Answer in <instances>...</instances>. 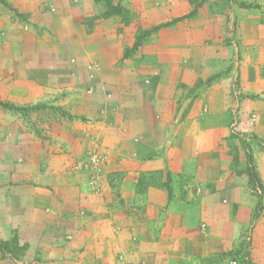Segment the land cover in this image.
Here are the masks:
<instances>
[{
    "label": "crops",
    "instance_id": "obj_1",
    "mask_svg": "<svg viewBox=\"0 0 264 264\" xmlns=\"http://www.w3.org/2000/svg\"><path fill=\"white\" fill-rule=\"evenodd\" d=\"M4 1L7 5L0 1V56L8 59L4 58L6 64L0 68L20 75L0 79V99L18 105L38 102L83 105L79 94H69L65 99L58 96L63 90L69 92L75 87H85L86 83L78 80L63 83L57 76L54 80H33L28 73L36 68L31 63L32 56H53L56 60L64 55L62 47H54V40L74 42L81 47L76 53L86 59L88 67L89 60H95L103 71L107 70L108 48L94 50L91 43L110 39V32L103 30L100 20L86 23V18L95 13L94 0ZM165 3L167 8L180 6L174 0ZM191 17L192 21L199 18ZM158 18L156 13L148 17L151 28L160 24ZM216 19L221 29L226 23L224 17L206 15L204 21L211 25ZM173 20L174 15L166 18V30L174 28L169 27ZM186 22L189 30L185 33V49L164 46L156 39L152 54L164 63L163 50L185 53L191 67L184 71L192 76L187 81L191 84L192 80L214 73L212 69L199 68L204 61L200 56L210 53L208 45L214 32L207 24L196 34V29ZM38 68L42 70V65L38 64ZM83 70L85 65L80 68ZM184 71L179 74L187 75ZM179 74L174 78L162 74L152 91L154 95L148 99L150 103L172 102ZM227 82L213 80L202 90L208 89L212 94ZM93 84L95 88L99 86ZM143 101L142 97L140 103ZM193 103L190 115L178 128L167 124L161 133L157 117L152 118L150 111L140 113L136 120L141 131H149L146 139L138 138L142 133L137 130L119 127L111 131L105 119H91L89 108L81 111L88 121L58 118L43 124L48 135L44 138L33 132L21 112L0 107V236L10 239L16 232L26 246L22 258L27 263L40 255L44 263L54 264H144L143 248L151 247L156 249V257L151 258L153 263L178 264L181 257L190 254L205 257L234 248L250 224L256 199L248 194L247 186L238 185L239 178L231 169L228 152L220 146L230 132L228 121L214 122L219 111L212 106L211 111H196L204 103L214 105L212 96L201 91ZM218 103L226 105L229 101L225 98ZM166 117L169 119V114ZM110 132H116L119 149L118 152L110 149L106 172L123 167L139 171L170 170L174 178L182 175L183 182L188 183L186 191L177 189L170 198L166 191L150 187L142 194L131 186L137 182V176L132 178L131 172L120 193H114L106 182L97 191L98 181L85 168L88 151L96 139L109 145L105 139ZM158 135L161 141L153 139ZM146 155L151 156L144 160ZM239 189L244 190L242 196L238 195ZM143 196L148 205L144 204ZM130 199L134 200L133 207H129ZM252 236V261L264 264V211ZM128 248H134L135 258L128 255ZM2 256L0 251V261L14 262Z\"/></svg>",
    "mask_w": 264,
    "mask_h": 264
},
{
    "label": "rangeland",
    "instance_id": "obj_2",
    "mask_svg": "<svg viewBox=\"0 0 264 264\" xmlns=\"http://www.w3.org/2000/svg\"><path fill=\"white\" fill-rule=\"evenodd\" d=\"M165 1L167 0H94L95 13L86 18V23L95 24L96 20H100L101 22H99L103 23V30L110 32V39L95 40L91 43L94 50L100 51L103 47L108 48L109 56L105 60L110 65L106 68L107 70L103 71L102 65L95 60H89L88 67L86 59H81L76 53L81 47H76L74 42L54 40L53 43L56 44L54 47H62L65 51L64 55L56 57V60L53 56H32L31 63L36 65V68H32L28 73V78L33 80L48 81L54 80L57 76L63 83H72L74 80L86 83L85 87H75L69 92L63 90L58 96L65 99L69 94H79L78 99H81L83 105L46 102L16 105L27 107L20 111L22 117L36 135L44 138L48 135L44 132L43 124L58 118L67 121H88V118L81 112L86 108L90 109L92 120L105 119L111 131L119 127L141 131L136 118L140 113L150 111L152 118L157 117V128L161 133V129L165 128L167 124L170 127L172 125L174 129L182 124L190 115L194 106L193 101L201 91H204L206 96L211 95L215 104L204 103L196 111L198 113L211 111L209 109L212 106L219 111L214 122L218 119L228 121L230 132L220 146L225 147L226 154L228 152V158L232 163L231 169L239 178L238 185L247 186L248 194L254 195L256 199V206L250 224L241 234L238 244L234 248L205 257L190 254L189 257H181L178 264H254L251 257L253 228L264 211V1L174 0L180 3L178 8H167ZM249 3L259 6L248 7ZM191 12H195L199 18L192 21L190 19L192 17L188 16ZM155 13L159 17L160 24L151 28L148 17L150 18ZM173 15L174 20L169 27L174 28L166 30L165 27H168L166 18L173 17ZM206 15L224 17L226 23L219 29L216 24L217 19L211 25L204 21ZM187 20L190 27L196 29V34L200 33L207 24L212 26L214 32L213 40L208 45L211 46L210 53L200 56L204 61L201 66L199 65V68L205 71L212 69L214 73L192 80L191 84L187 81L188 77L192 76L190 77L184 71V68L190 69L191 67L186 62L185 53L163 50L161 58L165 61L164 63L159 62L160 58L152 54L156 39L164 46L174 47L176 45L185 49L187 40L185 33L189 30V25L186 26ZM162 24L164 25L161 26ZM25 29L28 27L25 26ZM162 29H164L163 32ZM153 37L155 42L152 40ZM31 44L33 48V41ZM4 58L8 59L0 56V65L6 64ZM38 64L42 65V70L37 69ZM77 64L80 66L78 67ZM83 65H85V71H80ZM3 67L6 69V66ZM180 70H183L187 75L179 74ZM12 74L20 75V73H8L1 66L0 79H8V75ZM162 74L164 77L170 75L173 78L179 74L180 78H176L177 85L171 99L172 102L168 105L152 104L148 99L154 95L152 93ZM210 78L223 82L227 80L229 84H222L219 90L216 89L211 94L208 93V89L202 90L208 88ZM93 82L98 83L99 86L95 88ZM142 97L144 98L143 104L140 103ZM225 98H228L229 103L226 105L218 103V100ZM166 114H169V119ZM199 121L204 123L203 120ZM141 133L142 135L139 134L138 138L146 139L149 131H141ZM116 139V132H110L105 139L110 142L109 145H102L101 140L96 139L95 144L88 151L85 168L90 171V176L96 178V182L98 181L97 191H101L102 182H106V186L110 187L114 193H120L124 179L129 176V172H131L132 178L137 176V182L131 186H135L136 190L142 194H145L150 187L166 191L170 198L175 195L177 189L179 192L186 191L188 183L183 182L182 175L179 173V177L175 176L174 178V174L170 170L139 171V169L123 167L106 172L110 149L117 152L119 149ZM153 139L161 141V135L153 136ZM136 140L138 139L136 138ZM150 156L146 155L143 159H149ZM250 168L257 171L261 186L252 181ZM242 191L244 192L239 189V196L243 195ZM260 199L262 208L258 210L257 204ZM143 202L148 205L145 196H143ZM128 203H130L129 207L134 206L133 199L128 200ZM257 213L259 216L256 218ZM0 239L7 240L9 248L18 257L14 258L11 253L4 254L0 248L2 259L10 257L14 260V262L0 261V264H54L44 263L39 252L37 254L39 256H36L35 260L29 263L25 262L22 255L27 249L25 244L19 241L16 232L12 233L10 239L1 236ZM155 250L151 247L143 248L144 264H156L151 260L152 257H156ZM127 253L130 257L135 258L133 256L134 248H128Z\"/></svg>",
    "mask_w": 264,
    "mask_h": 264
},
{
    "label": "trees",
    "instance_id": "obj_3",
    "mask_svg": "<svg viewBox=\"0 0 264 264\" xmlns=\"http://www.w3.org/2000/svg\"><path fill=\"white\" fill-rule=\"evenodd\" d=\"M1 2H3V3H6L4 0H0ZM244 4V3H243ZM244 5H246V4H244ZM247 6L248 7H258L259 5L258 4H251V3H249V4H247ZM195 15V12H191V13H189V15L188 16H194ZM166 25V24H165ZM161 26H163V25H161ZM213 80H214V78H210L209 80H208V84H210L211 82H213ZM0 106L2 107V108H4V109H10V110H15V111H22V110H24L25 108H27V107H24V106H18V105H16V104H14V103H11V102H9V101H4V100H2V99H0ZM249 171L251 172L250 174H251V179H252V181L255 183V184H257V185H259V186H261V182H260V180H259V177H258V175H257V171L253 168H250L249 169ZM170 189V188H169ZM170 194H171V192H170ZM262 208V201H261V199L259 200V202H258V204H257V209L258 210H260ZM259 215H258V213L255 215V217L257 218ZM0 248H1V250H2V252L4 253V254H7V253H11V254H13V252L11 251V249L9 248V242L7 241V240H2V239H0ZM12 256H14V258H18V257H16L14 254L12 255Z\"/></svg>",
    "mask_w": 264,
    "mask_h": 264
},
{
    "label": "built area",
    "instance_id": "obj_4",
    "mask_svg": "<svg viewBox=\"0 0 264 264\" xmlns=\"http://www.w3.org/2000/svg\"><path fill=\"white\" fill-rule=\"evenodd\" d=\"M93 159H96L95 157H93Z\"/></svg>",
    "mask_w": 264,
    "mask_h": 264
}]
</instances>
